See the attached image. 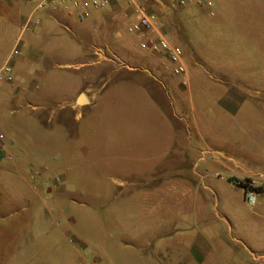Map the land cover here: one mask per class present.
Returning a JSON list of instances; mask_svg holds the SVG:
<instances>
[{
  "label": "rangeland",
  "instance_id": "rangeland-1",
  "mask_svg": "<svg viewBox=\"0 0 264 264\" xmlns=\"http://www.w3.org/2000/svg\"><path fill=\"white\" fill-rule=\"evenodd\" d=\"M0 11L14 12L2 5ZM47 11H35L24 26L13 79H0V135L12 154L0 161V264H150L146 242L123 235L110 211L115 180H176V173L228 180V172L211 161L207 145L197 144L187 118L180 119L183 112L191 115L187 89L179 103L167 82L154 80L159 76L144 62L146 51L126 31L132 16L125 0L81 21ZM46 20L53 24L49 37ZM3 53L0 45V65ZM79 90L89 104L66 108V124L58 113L50 117ZM197 148L203 159L193 165ZM181 149L184 163L176 168ZM48 185L66 193L48 192ZM243 211L252 217L248 206ZM120 242L127 247L118 248Z\"/></svg>",
  "mask_w": 264,
  "mask_h": 264
},
{
  "label": "crops",
  "instance_id": "crops-1",
  "mask_svg": "<svg viewBox=\"0 0 264 264\" xmlns=\"http://www.w3.org/2000/svg\"><path fill=\"white\" fill-rule=\"evenodd\" d=\"M207 1L209 6H198L194 0L172 6L173 0H149L159 29L181 46L186 71L174 74L162 52L144 50L143 59L160 78L154 80L163 86L167 82L179 103L187 89L191 115L183 112L180 119L187 118L197 144L208 146L211 161L224 167L228 180H190L178 173L176 180H167V175L163 180H115L118 190L110 211L123 235L146 242L150 264H264V201L250 209L248 218L243 191L231 180L240 178L244 170L264 171V0ZM30 3L0 0L4 9L14 10L12 15L0 11V45L4 47L0 67L9 61L12 71L15 68L18 39L35 12L33 3L24 19ZM61 13L64 19L66 14ZM43 25L49 37L53 24L46 20ZM176 37L183 42H176ZM27 55L18 60L23 62ZM80 93L52 109L50 117L58 113V122L66 124L62 118L66 108L84 107L76 104ZM85 96L89 104V95ZM80 115L77 111L74 119ZM216 143L219 146L213 148ZM202 152L197 148L193 165L203 159ZM184 158L182 149L176 152V168L183 166ZM49 186L48 192L66 193L64 187ZM126 247L122 243L118 248ZM99 248L104 255V246Z\"/></svg>",
  "mask_w": 264,
  "mask_h": 264
},
{
  "label": "built area",
  "instance_id": "built-area-1",
  "mask_svg": "<svg viewBox=\"0 0 264 264\" xmlns=\"http://www.w3.org/2000/svg\"><path fill=\"white\" fill-rule=\"evenodd\" d=\"M34 3V11L39 9H50L52 12L62 11L66 15L73 14L78 20H83L90 14L91 10H103L111 0H28ZM189 0H173L172 6H184ZM198 6H209L207 0H194ZM126 7L132 10V19L126 24V31L132 34L135 39V46L150 52H162L171 64L174 74L185 73L183 52L181 46L172 42L162 32L155 20L154 15L149 11V0H125ZM28 19L26 24H29ZM0 79L11 81L12 67L6 61L0 67ZM12 159V154L3 143L0 135V161ZM220 176V175H219ZM243 191L244 202L253 209L261 201H264V171L244 170L241 177L233 180ZM79 264H93L81 261Z\"/></svg>",
  "mask_w": 264,
  "mask_h": 264
},
{
  "label": "water",
  "instance_id": "water-1",
  "mask_svg": "<svg viewBox=\"0 0 264 264\" xmlns=\"http://www.w3.org/2000/svg\"><path fill=\"white\" fill-rule=\"evenodd\" d=\"M87 103H88V100H87L85 94L80 93L79 96L76 98V104L77 105H84Z\"/></svg>",
  "mask_w": 264,
  "mask_h": 264
},
{
  "label": "trees",
  "instance_id": "trees-1",
  "mask_svg": "<svg viewBox=\"0 0 264 264\" xmlns=\"http://www.w3.org/2000/svg\"><path fill=\"white\" fill-rule=\"evenodd\" d=\"M235 185L239 186L238 184H235ZM239 187H240V186H239Z\"/></svg>",
  "mask_w": 264,
  "mask_h": 264
}]
</instances>
